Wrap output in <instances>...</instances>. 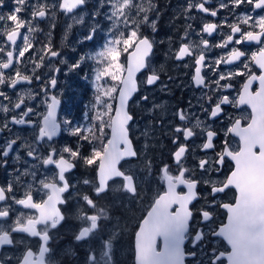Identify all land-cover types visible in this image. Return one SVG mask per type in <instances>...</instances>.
Returning <instances> with one entry per match:
<instances>
[{
    "label": "snow or ice",
    "instance_id": "obj_1",
    "mask_svg": "<svg viewBox=\"0 0 264 264\" xmlns=\"http://www.w3.org/2000/svg\"><path fill=\"white\" fill-rule=\"evenodd\" d=\"M89 0H37L34 4H29L27 0H15L16 7L10 14L0 13V28L4 29L0 36H6L10 42L6 47H0V54H6V60L0 59V133L12 132V125L27 126L35 115L33 105L26 103L24 96H19L17 102L12 101V96L4 89L15 90L18 85L33 84L40 82L44 88V95H47L48 88H56L58 78L50 72L37 71L41 67L50 68L51 72L59 73L61 69L55 64L64 65L67 61L62 59L60 51L55 49L51 43V25L57 12L72 14L77 8L87 5ZM212 0H186L182 6L186 13V20H196L192 15L195 9L198 13H204L212 17L218 15L220 9H227L236 17L235 23L228 24L230 33L226 34L223 43L213 45V47L226 48L229 44H241L242 42L255 43L260 47L251 54V61L255 62L260 69V74L251 72L250 64L242 62V69L245 71L233 72L232 76L226 74L218 66L221 63L231 65L235 61H240L245 56V52L235 47L230 49V54L223 60L217 58L211 63L206 62V51L210 49L209 41L204 38L203 33L212 36L221 25L216 22H204L202 33L196 32L189 23L186 25L181 45L174 52L169 47V51L177 61H185L186 57L192 60L180 65L183 67L194 66L193 80L196 88L201 89V96L198 98L199 111L213 118V123L218 120L228 119L231 127L225 126L224 131L235 137H239V147H232L228 141L220 146L214 142V138L219 135L213 125L206 123L205 119H200L196 112L189 109L176 110L171 112V120L161 119V124L165 127V134L168 135L174 147L170 150L172 162L161 165L160 169L150 160H145V170L149 173L155 170L157 175L162 174V182L166 184L167 194L165 201H160L159 206L147 212L148 219L143 218L145 227L142 230L141 224L138 231L133 234V264H192V259L196 256L194 251L185 250V242L190 241L195 249L197 246L204 247L207 236L221 237L230 246L229 250L221 251L218 248H211L207 254V264H264V143L256 141V135L249 131L257 127L264 121V0H230V4L225 0H220L219 8L206 7ZM4 0H0V7ZM241 4L250 5L246 13L238 15L234 9ZM31 8L29 17H21L22 11ZM110 8V12H102L101 9ZM259 10V11H258ZM157 12L154 0H96L93 15L103 16L108 22V35L103 45V50L95 55L85 53L71 64H68L69 71L81 68L89 61L94 62L95 81L97 90V103L102 104L105 111L96 113L95 119L100 123L93 127L80 126L70 127L69 135L76 137V146L63 145L56 147L54 138L61 131V125L57 123L56 110L61 101L57 96L50 98L47 104L46 113L43 116V126L37 124L38 131L34 132L31 140L24 141L26 155L35 160L41 161V166H55L58 172L52 179H41L38 192L42 191L47 197L42 202H33L32 186L25 191L23 198L16 195V183L19 177L15 178L6 187H0V202L12 201L25 209H34L38 216L21 214L17 216L14 223H9V207L0 208V224L6 228H0V248L3 246H19L25 243L21 237L19 240L12 236V233H23L33 238H38L42 243L38 244L39 255L26 247L18 256L13 257L16 264H60L53 261L50 253L49 240L51 230L57 229L58 225L66 219L61 209L57 205L67 202L63 194L72 187L66 173L74 170L77 166L96 165L98 176L103 166L108 167L112 160H122L125 157H138L139 150H134L133 141L129 138L133 115L125 111L127 101L137 91V85L133 79V73L142 69H147L145 82L147 85H156L160 76L156 73L151 64L154 55V39L149 35L157 32ZM227 20V17H224ZM40 20L49 24L47 39L43 41L40 49H33V39L30 35H22L20 29H25L27 33L42 31L38 28ZM13 22L12 25L7 24ZM83 17L76 20V23H83ZM244 25L246 27H241ZM72 25H67L64 40H67V33L71 31ZM259 29V31H256ZM102 30L101 20L96 19L89 25V31L78 41L83 44L85 41H94L96 35ZM217 34H221L217 32ZM234 34H239V38L234 40ZM192 35L200 36L199 41L189 42ZM21 37L23 47H17L15 53L8 50L9 47L17 45V38ZM3 41L0 40V43ZM63 43V41H62ZM123 48H120V46ZM135 45L133 57L125 69L119 62L120 52ZM33 49L35 60L29 56L31 69L21 70L17 64L24 63L18 58H24L25 54ZM75 51V47H73ZM195 53V55H194ZM15 57V58H14ZM55 59V64L52 63ZM207 67L210 71L202 75V68ZM127 71V77L121 76ZM30 72V74H28ZM247 76L242 89L237 91V97H232L230 89L235 88L231 82L234 76ZM110 77L113 81H119L123 87L119 91L120 108L114 117L104 121L102 117L112 110V105L103 101V95L111 97L117 88L115 85L103 88L101 80L103 77ZM87 78V77H86ZM206 80L208 83H206ZM221 81H228L222 84ZM258 82V90L253 91L252 85ZM210 91L205 92L203 89ZM161 91L166 90V86H161ZM32 98L31 93L28 94ZM147 99V97H143ZM205 100L208 102L205 103ZM4 101L8 103L5 104ZM247 105L251 108V113L247 117L232 119L230 113L223 106L233 108ZM154 108H164L162 104H154ZM191 112V114H190ZM247 118L250 122L246 127L241 126V119ZM39 119V118H38ZM91 120V118H90ZM195 120V123H192ZM65 126H71L72 122L65 120ZM110 127L111 139L105 141L103 129ZM199 130V131H197ZM206 142L197 144V140ZM147 137V133H144ZM97 142L102 147H97ZM253 144L251 155L245 154L244 145ZM17 145V136L13 134L4 138V143L0 144V166L7 164L10 153L20 151L14 146ZM90 146V154L83 150ZM123 145V148L120 147ZM147 147V145H145ZM211 150L205 152L203 156H198L196 148ZM45 149L48 151L45 152ZM258 149V151H256ZM187 153V155H186ZM66 154V155H65ZM198 161L196 163H190ZM21 157L17 155L15 161L19 162ZM234 164V170L230 167ZM33 167H36L35 165ZM226 169L230 175L226 174ZM36 178V172H26ZM221 177H224L221 179ZM114 183L110 184L109 182ZM118 182V183H117ZM85 185H91L94 195L82 194L79 198L84 204L78 205L76 219L80 226L74 234V241L77 245H84L85 241L97 240L99 247L86 246L88 255L84 264H116L115 261V237L113 233L107 236L101 234L103 222L110 219L106 207H101L99 200L104 198L114 188L127 195L138 197L140 188L136 181L135 174L118 168L117 175L110 177L107 184L93 183L85 179ZM186 189L177 191L178 188ZM198 186L207 189L204 193H199ZM235 190L232 193V190ZM232 193L234 203L223 202V197ZM71 195V193H69ZM154 199V203L159 201ZM205 200L206 205L197 209L194 201ZM217 201H220L217 204ZM220 207L227 212V223L215 227V214L209 209ZM194 214H198L196 219ZM37 225L43 227L38 229ZM193 226L195 231H192ZM205 228L208 229L205 232ZM158 240L162 242V250H158ZM47 255V258H46ZM63 255H75L74 249H67ZM0 264H3L0 261ZM204 264V261H200Z\"/></svg>",
    "mask_w": 264,
    "mask_h": 264
},
{
    "label": "flooded vegetation",
    "instance_id": "obj_2",
    "mask_svg": "<svg viewBox=\"0 0 264 264\" xmlns=\"http://www.w3.org/2000/svg\"><path fill=\"white\" fill-rule=\"evenodd\" d=\"M185 2L186 0H154L157 9V12L155 13L157 18V32L151 33L149 29L148 33L155 41L153 48L154 55L150 57V59L153 68L160 76V80L156 85H147L145 82V73L147 72V69H144L135 77L137 91L133 93L126 105V111L132 114L134 118L131 123L129 138L133 141L134 150H139L140 155L138 157H128L120 161L117 164L116 169L117 171L118 168L125 171L131 170L135 174L136 181L140 188V195L138 197L130 196L114 188L104 198L99 200L100 206L106 207L107 213L110 217L108 221L103 222L101 234L104 236H107L109 233L114 234V243L115 245H118L116 247L124 249L119 258L129 260L130 264H133L134 232L138 231V225L141 224L142 219L146 217L147 212H149L151 207L154 205V199L158 198V195L163 196L166 194V184L162 182V174L157 175L155 170L151 173L145 170L146 159L151 161V163L155 166V169H160L161 165L170 164L172 162L170 150L174 147V145L172 144L170 137L166 135L164 131L165 127L168 125L161 124V119L170 121V114L172 111L189 109L190 105L191 112H196L200 119L206 118V114L199 111L198 107V98L201 96V89L196 88L193 80L194 66H180L185 62L191 61L192 58L186 57L185 61L175 60L172 53L169 51L170 45L173 52L178 49L181 45L182 37L187 24L190 23L196 32L202 33L204 22H216L222 27H219L212 36H208L206 33H203L204 38L209 41L210 45V49L205 50L206 62L211 63L217 58L221 60L225 59L230 54V49L235 47L238 50L244 51L245 56L242 57L240 61H235L231 65L221 63L218 68L222 69L229 76H232L233 72L245 71L247 73L248 70L242 69V62H247L250 64V70L252 73L256 75L260 74V69L256 66L255 62L251 61V54L258 50L260 47L259 45H256L255 43L242 42L241 44H229L226 48L213 47V45L223 43L226 39V34L230 33L228 24L237 22L236 17L231 11L227 9H220L218 11V15L216 17H212L204 13H198L195 9H193L191 14L195 15L197 19L189 21L186 20L185 17L187 14L184 13L182 7ZM225 2L230 4V0H225ZM219 3L220 0H212V3L206 5V7L214 9L219 8ZM84 7L77 8L73 13L80 11ZM250 7V5L241 4L238 8H235L234 11L238 15H243ZM61 13L66 14L63 12ZM224 17H227V20H225ZM241 27L243 28L246 26L241 25ZM256 31H259V29H256ZM217 32L221 34H217ZM60 35L61 31L60 33L58 31L56 32V35L51 36L55 48V44L59 40ZM236 38H239V34H234V40ZM199 39L200 36L192 35L189 38V42L199 41ZM40 44H38V46ZM133 47L134 45L129 47L127 50H123V54L120 55L119 62L122 63L124 67L127 54L132 51ZM66 49L67 47H65V50ZM77 49L79 48L76 47L75 50ZM79 52H71L74 60L78 58ZM20 60L24 61V63L17 64L18 68L23 70L25 65H27L28 69L31 68L32 64L29 60L25 61L24 58H20ZM56 67L62 69L60 66ZM38 71L41 72L42 70ZM209 71L210 70L207 67L202 68V75H205V73ZM50 73L57 76L58 85L56 88L49 87L47 95H44L45 88L38 81L31 85H18L15 90L7 87L4 89L12 96L13 102H17V98L19 96H24L26 103L33 105L35 115L32 117L31 123L27 126L12 125L11 133L7 131L0 133V144L4 143V138L16 134L17 145L14 147L21 149L20 151L10 153V158H8L7 164L0 166V187H6L10 182H13L15 178L19 177V180L16 183V188L18 189L16 195L23 198L24 192L28 191L29 185H31L33 202L37 203L47 199V197L43 195L42 191H37V189L40 188V180L45 178L52 179L58 172V169H56L55 166H41V161L27 156L23 150L24 141L32 139L34 132L38 131L37 124H39V126H43V116L46 113L47 104L51 102V96L55 95L61 101L56 110L57 123L61 125V131L58 133L57 137L54 138V143L58 148L63 145L75 147L76 140L73 136L69 137L66 132V126L63 122L65 120H70L72 125H74V121L71 117L74 115L75 102H77V105H80L82 102L80 97L83 95L84 65H82L81 68L75 69L69 83L66 85L63 83L65 81L62 77L61 71L59 73ZM246 80V75L232 77L231 82L235 85V88L229 90L232 93V97H237V91L242 89L243 83L246 82ZM227 82L228 81H221L222 84ZM112 83L111 86L115 85L118 90L119 81H112ZM206 83H208L207 80ZM161 86H166V90L161 91ZM258 87V82H254L252 90L256 91L258 90ZM203 91L208 92L210 89L205 88ZM29 93H31V99H29ZM116 93L117 91L115 93H111V97L113 98L111 101L112 110L110 111L109 118L113 113ZM143 97H147V99H143ZM4 103L7 104L8 102L4 101ZM205 103L207 104L208 102L205 100ZM154 104H162L165 107L154 108ZM223 107H225L227 112L231 114L233 120L241 117H247L251 113V108L247 105H242L236 108L230 106ZM249 122L250 121L247 118L241 119V126L246 127ZM192 123L194 124L195 120H192ZM206 123L213 125V127L219 132V135L214 138V142H218L220 146H223V142L228 141L232 147H239V137H235L224 131L225 126L231 127L227 118L213 123V118L207 116ZM108 130L109 127H107L106 135L104 136L105 143L108 136ZM249 131L256 135L257 142L264 143V121H262L261 124L255 128L250 126ZM144 133H147V137L143 135ZM203 142H206V133L204 140L196 141L197 144ZM145 145H147V147H145ZM244 148L245 154L250 156L253 151V144H246L244 145ZM47 151L48 150L45 149V152ZM208 151L211 150H205L200 147L195 149L198 156H203L204 153ZM256 151H258V149ZM17 155L21 157L19 162L15 161V157ZM189 162L196 163L198 161H192L190 159ZM34 165L36 167H33ZM230 167L234 170V164H231ZM96 168V165H80L65 174L72 187L69 188L68 192L63 194V197L67 198V202L62 205H57V207L61 209L62 213L66 216V219L58 225L57 229L51 230V238L48 242L51 248L50 256L52 260L59 261L60 264H84L85 258L88 255L85 249V245L88 241H85L84 245H77L74 241V234L80 226L79 221L75 217L78 212V205L84 204V201L79 197L82 194H88L90 196L94 195L92 186L85 185L83 181L87 179L93 183H97ZM33 171L36 172L35 179L31 175H25L26 172L31 173ZM226 174L230 175V171L227 169ZM223 178L224 177H221V179ZM109 183L112 184L114 182L110 181ZM198 190L199 193L207 191V189L203 186H198ZM177 191L186 192V189L181 186L177 189ZM234 191L235 190L233 189L232 193H234ZM69 193H71V195H69ZM232 193L223 197V202L234 203ZM166 197H164L162 201H165ZM219 202L220 201H217V204ZM194 205L197 209H199L200 207L205 206L206 202L205 200L200 199L199 201H194ZM2 207H9L10 209V217L12 219L9 223H14L15 218L21 214H27L29 216L39 215L36 210L25 209L23 206L17 205L12 201L0 202V208ZM209 210L213 211L215 214V227L218 228L219 226L226 224L227 212L225 209L216 207ZM194 215L196 216V219H199L198 214ZM42 227V225H37L38 229ZM0 228H6V225L0 224ZM195 230L196 229L193 226L192 231L194 232ZM207 231L208 229L205 228V232ZM12 236L17 240L22 237L25 243H21L19 246L12 245L0 248V261H2L3 264H16L13 257L18 256L26 247H30L36 255H39L37 245L42 242L39 241L38 238H33L23 233H12ZM160 242L161 241L158 240V247ZM67 246L74 249V256L63 255ZM184 247L186 251H194L197 255L196 250L198 248L193 249L190 241H186ZM213 247L218 248L221 251L226 249L230 251L229 247L224 243V240L221 237L207 236L203 247L206 264L208 251Z\"/></svg>",
    "mask_w": 264,
    "mask_h": 264
},
{
    "label": "rangeland",
    "instance_id": "obj_3",
    "mask_svg": "<svg viewBox=\"0 0 264 264\" xmlns=\"http://www.w3.org/2000/svg\"><path fill=\"white\" fill-rule=\"evenodd\" d=\"M27 2L29 4H34L37 2V0H27ZM48 2L51 3L52 0H48ZM145 2H146V0H145ZM95 4H96V0H89L88 4L85 5V7L83 9H81L80 11H77L75 13L62 14L61 12H57V15L55 16V18L52 22L51 36L56 35V32L59 31V33H60V31H61V35L59 36V40L55 44L56 45L55 49H57V50L59 49V51L61 53H63L62 59L67 61V64H64V65L55 64V59H53L52 63L55 64V66H60L62 68L61 74H62V77L64 78L65 82H63V83L65 85L67 83H69L70 78L72 77V74L75 71V70L69 71V68H68V64H71L75 61L71 55V52L74 53L75 51H78V52L80 51L79 56L84 55L85 53H90L92 55H95L96 52L103 50V45H104L105 41L107 39L112 38L111 36L108 35V32L104 30V29H107L108 22L106 20H104L103 16L96 17L93 15V12L95 9ZM15 7H16L15 0H4L3 6L0 7V13L10 14ZM31 11H32V9L29 8L28 11H22L18 15L21 17H29L30 18V12ZM101 11L102 12H110L111 9L110 8H104V9H101ZM58 15H60V16H58ZM80 17H83L84 22L83 23H76V20L79 19ZM96 19L101 20L102 30L96 35L95 40L89 41V42L85 41L83 44L78 43V41H80L85 36V34L89 31V25H91L93 23V21ZM0 24H4V22H0ZM7 24L12 25L14 27V24L11 21H8ZM68 24H71L72 28H71V31L67 33V40H64V35L66 33ZM38 28L41 29L42 31L33 32L31 34L27 33L26 28L20 29V32L22 33V35H30V37L33 39V41H34L33 49H40L42 47L43 41H45L47 39L46 34L49 31V24L46 23L44 20L39 21ZM3 32H4V29L0 28V33H3ZM4 37L5 36H0V40L3 41L2 43H0V47H6L7 46V44L4 41ZM62 41H63V43H62ZM51 43L53 44L52 38H51ZM38 44H40V45L38 46ZM17 47H23L21 37L17 38V45L13 46V48H12V51L14 53H15ZM65 47H67L66 50H65ZM73 47H75V49H76V47H78L79 49L73 51ZM120 48H123V46L121 45ZM33 49H29V51L25 54V57H24L25 61H28L27 58L29 56H31L32 59L35 60L36 54L33 51ZM8 50H10V49L8 48ZM123 52L124 51H121L120 55H122ZM5 55L6 54H0V59L5 60L6 59ZM18 59L20 60V58H18ZM95 68H96V65L92 61H89L87 64L84 65V76L87 75V77H88L87 83L92 88V90H94V91H96V84L94 83V81H95ZM38 70H42L41 72H51L50 68H44V67H41ZM28 74H30V72ZM112 81L113 80H111L110 77L105 76L102 78L100 83L103 86V88H105L106 85L108 84V82L112 83ZM96 100H97V98L94 100L93 105L95 108L100 109V103H97ZM85 119H86L85 114H83L81 116L80 123L74 124L75 125L74 127H76V126H80L81 128H83L85 126L90 127V125L85 123ZM89 152H90V149H89ZM106 231H107V229H106ZM89 245L91 247L98 248L99 247V241H97V240H91V242L88 241L85 245V249H86V246H89ZM116 246H118V245H115V248H114L115 257H117V258H115L116 264H130L129 260L119 258L122 255L124 249L123 248L119 249ZM70 248H72V247L67 246L66 250L70 249ZM196 248H198L196 250L197 255L194 259H192V264H200V261H204V264H206V258H205L203 247L198 246Z\"/></svg>",
    "mask_w": 264,
    "mask_h": 264
},
{
    "label": "trees",
    "instance_id": "obj_4",
    "mask_svg": "<svg viewBox=\"0 0 264 264\" xmlns=\"http://www.w3.org/2000/svg\"><path fill=\"white\" fill-rule=\"evenodd\" d=\"M120 58V57H119ZM87 75L84 76V84H83V95L80 97V99L82 100V102L80 103V105H77V102H75V108H74V115L71 117L74 121V124L76 123H80L81 121V116L83 114H85V123L90 125V127H93L94 125L100 123V121H98L97 119H95L96 113H103L105 111L104 107L102 106V104H100V109L99 108H95L94 107V100L97 98V90L94 91L92 90V88L88 85L87 83ZM110 84V85H109ZM103 87V86H102ZM111 87V83L108 82V84L106 85L105 88ZM101 98L103 101H107V103H112V98H109L106 95H103V93L100 94ZM76 101V100H75ZM99 109V110H98ZM109 116H110V112L107 115H104L102 117V119L104 121L109 120ZM91 118V120H90ZM70 121V120H69ZM75 125L71 126H66V132L69 135V131H70V127H74ZM106 130L107 127H105L102 131H103V137L102 139L104 140V136L106 135ZM69 137H71V135H69ZM74 137V136H73ZM76 140V137H74ZM97 147H102L103 145H101L99 142H97ZM90 149V146H87L84 148V152L87 154H90L88 151Z\"/></svg>",
    "mask_w": 264,
    "mask_h": 264
},
{
    "label": "water",
    "instance_id": "obj_5",
    "mask_svg": "<svg viewBox=\"0 0 264 264\" xmlns=\"http://www.w3.org/2000/svg\"><path fill=\"white\" fill-rule=\"evenodd\" d=\"M60 2H62V0H60ZM40 21H42V20H40ZM4 39H5V43H6L7 45L10 44V42L7 41L6 36H5ZM12 48H13V46H12V47H9L10 51H12ZM134 48H135V45H134L132 51H131L130 53L127 54L126 62H125V69L128 67L129 62L132 61V60L134 59V57H133V55H132L133 52H134ZM5 57H6V56H5ZM143 70H144V69H142V70H140V71H137V72H134V73H133V79L135 80V77H136L139 73H141ZM122 77H124V78L127 77V71L123 72ZM122 87H123V85H121V84L119 83V87H118V90H117V93H116V97H115V101H114V109H113V113H112V116H111V117H114L116 111L120 108L119 91H120V89H121ZM129 100H130V99H129ZM129 100H128V101H129ZM128 101H127V102H128ZM126 105H127V104H126ZM125 111H126V107H125ZM111 136H112V132H111V128L109 127V130H108V136H107L106 141H107L108 139H111ZM105 144H106V143H105ZM120 147L123 148V145H120ZM126 158H128V157H125L124 159H126ZM124 159H122V160H124ZM122 160H112L110 166H108V167L103 166V163H102V167H101L100 175H99V176H98V169L96 168V181H97V183H98V180L100 179V182H101L102 184H106V183L109 181V178H110V177H114V176H116V175H117V169H116V166H117V164H118L120 161H122ZM166 196H167V194H165V195H163V196H160L159 201H158L157 203H154V205L151 207V209L149 210V212H150L153 208L158 207V206H159V202L162 201V199H163L164 197H166ZM146 216H147V215H146ZM145 218L148 219V217H145ZM141 223H142V222H141ZM226 223H227V222H226ZM144 227H145V225H144V224H141V229H142V230L144 229ZM222 239H223V238H222ZM224 243L227 245V242H226V241H224ZM227 246H228V245H227ZM228 247H229V249H230V246H228ZM158 250H162V242H160L159 247H158ZM225 264H226V261H225Z\"/></svg>",
    "mask_w": 264,
    "mask_h": 264
}]
</instances>
